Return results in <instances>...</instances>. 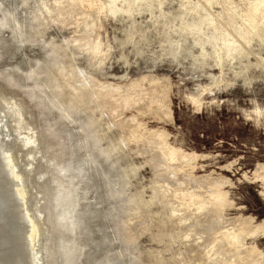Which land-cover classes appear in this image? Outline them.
Instances as JSON below:
<instances>
[{
  "label": "rangeland",
  "instance_id": "rangeland-1",
  "mask_svg": "<svg viewBox=\"0 0 264 264\" xmlns=\"http://www.w3.org/2000/svg\"><path fill=\"white\" fill-rule=\"evenodd\" d=\"M0 91L50 264H264V0H0Z\"/></svg>",
  "mask_w": 264,
  "mask_h": 264
},
{
  "label": "bare ground",
  "instance_id": "bare-ground-1",
  "mask_svg": "<svg viewBox=\"0 0 264 264\" xmlns=\"http://www.w3.org/2000/svg\"><path fill=\"white\" fill-rule=\"evenodd\" d=\"M13 102L16 103L17 108ZM9 106L11 107L9 115L11 114L13 118H17V123L10 128V131L6 129V125L4 124L6 123L5 114L8 111ZM24 113L25 112H23L22 107L16 101L8 98L0 91V264H36L34 260L37 252L35 243L38 241V238H40L41 233L39 223L31 220L26 207V183L25 185L22 183L23 178H21L19 173L21 152L20 150L18 152V150L11 144L10 137V134L15 132L16 135L23 137L22 140L27 138L25 141L29 143L35 142L37 149V139L34 136L33 140L30 134L31 129L24 121ZM20 134L23 135L21 136ZM37 178L36 183L40 186V193L42 197L40 206L43 212L45 195L42 194V192L49 194L50 202H52L50 182L47 183L44 176H37ZM56 192L57 190H55L53 205L57 206ZM1 211H3L4 214L11 215L10 218H12L14 223V227H12V230H14L12 232L13 234H10V230L7 229L4 223V216H2ZM64 213H61L60 215H63ZM60 215L58 217H60ZM46 219L47 215L43 220L47 228L45 232L43 231L42 238L46 239L45 241L48 245V250L51 252V258V256L57 254L54 245L55 241L51 240V242L48 238V234L47 237L43 236L47 233V231L51 233V227ZM61 260L62 257L60 256L59 263L63 264Z\"/></svg>",
  "mask_w": 264,
  "mask_h": 264
},
{
  "label": "water",
  "instance_id": "water-1",
  "mask_svg": "<svg viewBox=\"0 0 264 264\" xmlns=\"http://www.w3.org/2000/svg\"><path fill=\"white\" fill-rule=\"evenodd\" d=\"M10 111H11V107L9 106L8 111L5 114L6 123H4L6 125L5 126L6 129H8L9 131H10V128L13 127L15 123H17V118H13L11 114L9 115ZM10 135H11L10 136L11 144L14 146V148L18 150V152L19 150L21 152V158H20L21 160L19 161L20 163L19 173L21 175V178H23L22 183L24 185L26 183L25 185L27 189V197H25L26 207L31 217V220H34V222L36 221L37 223H39L40 231H41L40 238H38V241H36L35 243L37 252H36V258L34 260L36 264H50L49 260H50L51 252L48 250V247H47L48 245L46 244L45 238H42V233L44 230L42 227V223H40L41 221L43 222V218H42V209L40 206V203L42 200L41 193H40V186L38 183H36V180L38 179L36 176V173L38 172V170L31 168V165L34 163L33 161H35L36 159L35 158L36 155L39 152H41L42 147L38 146L36 149L35 142L29 143L25 141L27 138L22 140L23 137L16 135L15 132H13V134H10ZM35 149L36 151L34 152ZM34 172H35V175H33ZM1 214L2 216H4V223L7 229L10 230V234H11L14 231L12 230V227H14V223H13L12 218H10L11 215L4 214L3 211H1ZM43 236H47V233ZM14 250H15V247H14Z\"/></svg>",
  "mask_w": 264,
  "mask_h": 264
}]
</instances>
